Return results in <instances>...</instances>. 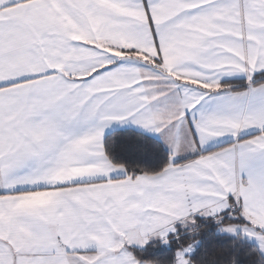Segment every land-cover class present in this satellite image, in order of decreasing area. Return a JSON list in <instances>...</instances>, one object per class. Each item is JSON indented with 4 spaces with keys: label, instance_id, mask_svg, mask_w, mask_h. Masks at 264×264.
Wrapping results in <instances>:
<instances>
[{
    "label": "snow or ice",
    "instance_id": "1",
    "mask_svg": "<svg viewBox=\"0 0 264 264\" xmlns=\"http://www.w3.org/2000/svg\"><path fill=\"white\" fill-rule=\"evenodd\" d=\"M0 264H264V0H0Z\"/></svg>",
    "mask_w": 264,
    "mask_h": 264
}]
</instances>
